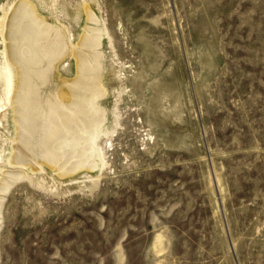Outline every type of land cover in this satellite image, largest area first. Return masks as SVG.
<instances>
[{"label":"rangeland","instance_id":"obj_1","mask_svg":"<svg viewBox=\"0 0 264 264\" xmlns=\"http://www.w3.org/2000/svg\"><path fill=\"white\" fill-rule=\"evenodd\" d=\"M64 1L46 14L67 21L79 0ZM99 1L110 64L144 87L122 93L94 188H10L0 264H264V0Z\"/></svg>","mask_w":264,"mask_h":264},{"label":"bare ground","instance_id":"obj_2","mask_svg":"<svg viewBox=\"0 0 264 264\" xmlns=\"http://www.w3.org/2000/svg\"><path fill=\"white\" fill-rule=\"evenodd\" d=\"M51 2L17 0L0 17V220L7 193L23 178L58 193L94 188L121 124L122 93L144 87L143 75L130 78L110 64L117 52L99 0H79L72 9L64 4L68 18L59 22L45 12ZM181 72L158 82L153 102L177 101ZM158 102L151 103L154 117L166 114L154 110Z\"/></svg>","mask_w":264,"mask_h":264}]
</instances>
